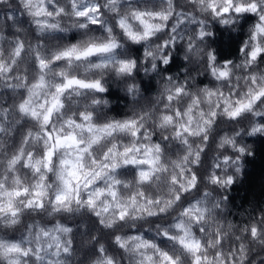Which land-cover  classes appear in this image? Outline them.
Listing matches in <instances>:
<instances>
[{
    "label": "clouds",
    "instance_id": "1",
    "mask_svg": "<svg viewBox=\"0 0 264 264\" xmlns=\"http://www.w3.org/2000/svg\"><path fill=\"white\" fill-rule=\"evenodd\" d=\"M0 264H264V0H0Z\"/></svg>",
    "mask_w": 264,
    "mask_h": 264
},
{
    "label": "trees",
    "instance_id": "2",
    "mask_svg": "<svg viewBox=\"0 0 264 264\" xmlns=\"http://www.w3.org/2000/svg\"><path fill=\"white\" fill-rule=\"evenodd\" d=\"M260 170V165L259 164H256L255 165V169H254V173L255 172H258Z\"/></svg>",
    "mask_w": 264,
    "mask_h": 264
}]
</instances>
